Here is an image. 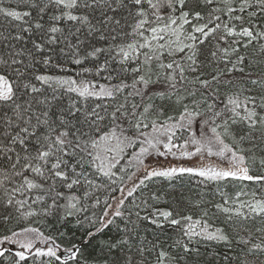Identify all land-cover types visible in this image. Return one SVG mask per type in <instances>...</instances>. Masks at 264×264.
<instances>
[{"label":"snow or ice","instance_id":"6c2138e0","mask_svg":"<svg viewBox=\"0 0 264 264\" xmlns=\"http://www.w3.org/2000/svg\"><path fill=\"white\" fill-rule=\"evenodd\" d=\"M0 18V264H202V244L214 264L233 242L225 261L264 264V0H0ZM185 177L196 197L160 207L150 183Z\"/></svg>","mask_w":264,"mask_h":264},{"label":"trees","instance_id":"16d2710c","mask_svg":"<svg viewBox=\"0 0 264 264\" xmlns=\"http://www.w3.org/2000/svg\"><path fill=\"white\" fill-rule=\"evenodd\" d=\"M16 3H17V0H4V6H9V5L16 6ZM4 23H6V22L2 18H0V24H4ZM68 74L71 75L72 73L69 72ZM73 98H74V94H73ZM68 99H69V97L65 96L63 102L67 103ZM133 150L134 149H129L128 150V154L130 155ZM197 158H198L199 161L201 160V157L198 156ZM160 162H162V161H160ZM205 162H207V161H205ZM126 163H127L126 160L122 161V166L124 164H126ZM133 172H135L134 168L130 169L128 174L130 175ZM117 175L119 176L120 173H118ZM174 183H175V188H169L167 186V182H155L154 181V182L150 183V185H149L150 190H156L158 188H163L164 191H166V192L171 194L170 196H165L164 197V200H162L160 205H159L160 207H167L168 204L165 203V201H170L173 197L178 199L181 196H193L195 198L196 197V193L199 191V188L196 186V181L195 180H189V178H187V177L184 178V181L182 183L179 182V181H175ZM245 183L248 184L250 187H254L255 186L251 182H245ZM125 184L127 185V187H131V183L129 181H127V177L126 176H125V181L123 182V184L118 182L116 185H113V187H123ZM225 190L228 191L229 193L234 191V189L231 186V184L227 185L225 187ZM206 191L211 193L212 189L209 188ZM141 194L146 196L147 192L146 191L142 192V190H138L137 193L134 194L133 198H129V202L132 199H134V198L137 199V202H139L138 197H140ZM105 195L106 194H103V193L100 194L101 206H99L97 209H95V211L97 212L98 215L102 214L103 200L105 198ZM113 195L118 197L120 195V193H119V191H117V192L113 193ZM207 198L211 199V196H208ZM109 202H111V201H109ZM116 223L118 225H120L121 227H123V223H122V221L119 218H117ZM27 224H28V222H25L21 226H27ZM31 226L40 228V230L45 232L46 235L49 234L52 231L45 224L40 223L39 220H36V222L31 223ZM6 227H9V228L15 227V222H13L12 224H9V225H0V232H3ZM153 230H154V226L150 225L148 222H144L142 224V226H141V234L146 236L148 240H155L157 237H159L161 240L167 239L166 235L161 234L159 232H154ZM71 232L75 233V236H76L77 239L80 238V236H81V231L80 230H78L76 228H72ZM168 234L169 235L172 234L170 230H169ZM117 235H118V233L116 231V226L115 225L110 226L109 229H106L103 234L98 235L92 241V243L87 247L86 253L91 254L93 256L96 255L97 254V250H98V248H97V242L98 241L105 240V239H108V238H111V237H116ZM39 246L43 247V245H39ZM8 247H10L12 249L13 253L16 250H19L17 245H8ZM199 247L201 249L202 256L201 257H195L194 256L193 259L202 261V264H203V262L212 260L211 256L203 255L204 252H205V247L206 246L202 244ZM211 250L212 251H216L219 254L216 257V259L214 261V264H235L234 260L232 262H228V261H225L223 259V256L225 254H229V255H231L233 257H235L237 255L238 249L236 247L235 242H233L231 251L228 249V247L226 245H223V244H221V245H212ZM27 264H30V261L27 262Z\"/></svg>","mask_w":264,"mask_h":264},{"label":"rangeland","instance_id":"374dc122","mask_svg":"<svg viewBox=\"0 0 264 264\" xmlns=\"http://www.w3.org/2000/svg\"><path fill=\"white\" fill-rule=\"evenodd\" d=\"M134 150H135V149H134ZM197 157H198V156L193 157L191 160H183V161H180V163L196 164V163L199 162V160H198ZM209 159L214 160L215 158H209ZM160 161H162V162H160ZM167 162H168V163H167ZM159 163H162V164H164V165H167V164H169V163H173V164H175V163H177V161H176L174 158H172V157H168L167 160H165L164 158H160ZM134 171L136 172V169H135V168H134Z\"/></svg>","mask_w":264,"mask_h":264}]
</instances>
